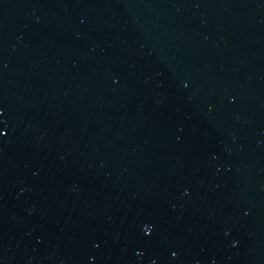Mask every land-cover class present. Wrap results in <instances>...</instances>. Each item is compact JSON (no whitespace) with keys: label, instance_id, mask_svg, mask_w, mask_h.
Here are the masks:
<instances>
[{"label":"water","instance_id":"95a60500","mask_svg":"<svg viewBox=\"0 0 264 264\" xmlns=\"http://www.w3.org/2000/svg\"><path fill=\"white\" fill-rule=\"evenodd\" d=\"M0 264H264V0H0Z\"/></svg>","mask_w":264,"mask_h":264}]
</instances>
